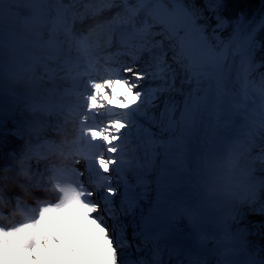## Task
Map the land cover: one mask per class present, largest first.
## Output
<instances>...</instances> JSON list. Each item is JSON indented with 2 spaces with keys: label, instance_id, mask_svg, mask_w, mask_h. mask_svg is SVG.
<instances>
[{
  "label": "snow or ice",
  "instance_id": "obj_1",
  "mask_svg": "<svg viewBox=\"0 0 264 264\" xmlns=\"http://www.w3.org/2000/svg\"><path fill=\"white\" fill-rule=\"evenodd\" d=\"M128 2L124 0L125 4ZM208 2L214 11L216 0ZM123 15L124 27L119 41L122 50L116 56L128 59H117L110 78L96 84L90 97L88 110L95 126L85 132L99 142L100 149L89 161L88 171L97 177L94 187L80 184L64 190L61 199L42 206L29 223L0 225L2 264H8V257L12 255L10 249L15 251V264H25V258L28 264H51L46 255L49 246H54L53 255L55 247L64 248L72 257L64 264H74L75 250L67 242V235L85 224L93 226L100 234L106 250L102 259H85L80 264H120L119 241L113 237L108 219L117 220L123 211L113 206L118 193L110 181L113 171L120 169L122 133L141 119L159 127L161 133H171L187 126L209 99L224 101L240 94L247 98L249 94L253 56L264 48V41L255 39L257 32L264 29V18L251 25L246 35L237 31L228 43L219 37H215L213 43L204 29L197 26V14L184 0H135L134 6L126 8ZM216 18L217 28H222L225 21ZM178 78L181 85H194L191 91L183 93L182 107L175 100V94L181 92L176 87ZM259 91L264 101V76ZM261 124L264 125V111ZM159 143L163 160L155 176L156 188L163 192L172 169L178 166L173 152L181 142L177 137ZM143 237L153 242L158 255L155 237L151 234ZM154 264H160V260Z\"/></svg>",
  "mask_w": 264,
  "mask_h": 264
},
{
  "label": "clouds",
  "instance_id": "obj_2",
  "mask_svg": "<svg viewBox=\"0 0 264 264\" xmlns=\"http://www.w3.org/2000/svg\"><path fill=\"white\" fill-rule=\"evenodd\" d=\"M78 8L62 0H17L0 13V81L19 119L12 129L19 144L0 165V223L6 226L29 223L52 197L97 180L88 168L99 142L85 129L95 126L88 110L95 85L113 70L104 51L110 34L98 22L79 27L87 17ZM245 140L205 160L196 180L218 242L229 247L236 244L226 235L227 209L255 199L260 191L254 172L264 158L252 155ZM121 149L119 168L125 170L132 156L125 146ZM222 251L225 264L229 259L246 264L238 256L229 258L227 248ZM258 264L264 259L258 258Z\"/></svg>",
  "mask_w": 264,
  "mask_h": 264
},
{
  "label": "bare ground",
  "instance_id": "obj_3",
  "mask_svg": "<svg viewBox=\"0 0 264 264\" xmlns=\"http://www.w3.org/2000/svg\"><path fill=\"white\" fill-rule=\"evenodd\" d=\"M116 37L120 38V34ZM118 45L115 51L114 49L110 52L105 51V55L109 57L108 53H115L113 55L115 57L121 48L120 43ZM0 90L5 92L2 81H0ZM230 106L229 98L224 101L209 99L191 120L190 125L180 130L179 135L182 137L185 153L176 162L178 166L172 169L171 175L167 178L164 193L158 195L149 204L148 207H152L151 209L132 208L125 204V199H123L124 205L121 209L127 215L115 221L108 219L110 227H112L111 224L119 221L129 228L124 231L113 228V236L123 232L126 238L142 244L144 253L142 250H137L136 254H128L131 258L133 256V261H147L149 264V260L156 256L148 251L156 249V246L149 242L150 239L146 241L143 237L144 234L153 235L156 231L164 232L169 237L178 236L186 241V247L182 253L160 248V264H204L202 260H206L207 264H225V261L221 259L224 255L222 249L225 248H227L229 258L238 256L240 259H246V264H258V258L264 259V202L260 201L259 195L255 199L250 198L242 203L244 209L241 211L245 210L243 213L247 214L244 219L247 226L245 225L246 227L241 231L234 228L232 220L240 211L238 206L241 203L234 204L227 209L226 235L230 242L236 244L235 247H229L218 242L216 231L208 219L209 209L196 193V180L203 171L205 160L215 159L222 155L225 148L239 138H246L245 142L250 140L259 149L262 147L261 136L263 135L258 134V129L254 130V127H250L249 124L239 128L238 122L226 117V107ZM18 123L14 101L6 93L0 94V165L4 162L2 156L6 151L10 149L8 153H14L11 151L15 150L19 144V141L12 135L14 125ZM227 128L229 133L225 136ZM223 135L225 140H222ZM155 175L156 172L151 178V186L158 194L160 191L156 188ZM89 181L92 182L91 179ZM263 187L264 184L260 181L259 192L263 191ZM115 200L117 204H120L119 194ZM251 224L256 226L251 227ZM250 232H252L251 236H248ZM69 239L75 250L74 264H80V261L85 259H102L103 252L106 250L100 234L91 225L85 224L72 230L69 232ZM53 247L49 246V252L46 253L51 264H64L65 261L72 259L62 247H55L53 255ZM9 251L12 255L8 257V264H15V251L14 249ZM118 252L126 253V249L122 247ZM25 264H28L26 258ZM228 264H234V261L229 259Z\"/></svg>",
  "mask_w": 264,
  "mask_h": 264
},
{
  "label": "rangeland",
  "instance_id": "obj_4",
  "mask_svg": "<svg viewBox=\"0 0 264 264\" xmlns=\"http://www.w3.org/2000/svg\"><path fill=\"white\" fill-rule=\"evenodd\" d=\"M0 13L3 12V8L5 4H12L17 2V0H0ZM64 4L69 5H78V10L85 11L86 19L84 24L80 25L79 27L83 28L85 25L90 24L92 22L101 23L108 33L110 34V40L108 42V47L104 51H115L116 47L119 45L117 44L116 35L121 34L123 30V20H124V12L126 8L133 7L135 4V0H129L127 4L124 3V0H62ZM104 5H111L110 7H104ZM85 6H88L87 8ZM211 29H217V25L211 26ZM251 30V26L240 25L235 27L232 34L226 39L222 40L225 43H228L229 40L233 37V35L239 31L240 34L246 35ZM3 35V21L0 19V38ZM206 35V34H205ZM121 47V46H120ZM122 49L120 48V51ZM112 53V52H111ZM109 54V59L113 57L115 54ZM117 59H128L127 57L115 55V60ZM108 60V59H107ZM113 60V59H112ZM109 62L106 61V64ZM117 64H112L111 68H115ZM260 64L258 62L252 63V70L249 73V89H248V96L245 98L243 94L232 98L229 97V102L231 104L230 107H226L225 114L226 117L230 120H235L238 122V127L241 128L242 125H250V127H254L253 129L262 133L264 136V125L261 124V112L264 111L262 108V101L259 85H256V81H254L253 77L255 75V70L259 67ZM256 76H258L256 74ZM176 87L181 89V92L176 93L175 100L180 103L181 107L183 106L184 94L187 91H191L194 85L185 84L181 85L180 79L178 78L176 81ZM3 90H0V94H3ZM7 95V94H6ZM8 96V95H7ZM229 105V104H228ZM157 116L159 112L157 111ZM178 115V113H177ZM191 123V120L188 122L187 126L178 127L177 129L173 130L171 133L165 131L161 133L160 128L156 125L150 124L147 121L141 119L130 125L122 133V140L121 146H125L127 149L130 150L132 156V164L125 170H115L113 174L110 175V181L114 183L117 187V193L120 196V204H117L116 197L113 201V206L117 209H121L125 204L128 206L135 208H146L151 209L152 207H148L152 200H155L158 195H162L163 192H159L158 194L153 189L151 178L154 176L155 172L157 171L158 167L160 166L161 161L163 160V156L161 155L162 149L160 147V141L164 140H174L177 137L179 138L181 145L174 149L173 155L175 157V163L181 159V156L184 155L185 151H183V144H182V137L179 135V132L183 128H187ZM142 124L143 127H139L138 125ZM147 129V132H145ZM151 133V136H149ZM228 132V128L225 130V136ZM260 133V134H261ZM256 135V134H255ZM220 136V135H219ZM225 136L222 140H225ZM261 136V138L263 137ZM227 139V138H226ZM251 154L255 155L259 158H264V141L262 143V148L255 147L254 144L249 141ZM257 149V150H255ZM10 149L6 151L8 153ZM254 150L256 152H254ZM5 153V154H6ZM4 154V156H5ZM153 154H155V163L153 164ZM4 156H2V161H4ZM264 164H258L255 168V176L264 184ZM117 194V195H118ZM116 195V196H117ZM261 200L264 202V187L263 191L258 193ZM262 196V197H261ZM238 211L235 215L233 220V225L236 230L241 231L244 227H246V221L244 220L247 217V214L243 213L244 205L239 204ZM127 214L122 211L118 218H122ZM110 225V224H109ZM114 229H118L120 231H124L125 229H129L127 226H123L119 221L114 222L111 224ZM246 225V226H245ZM256 225L251 224V227ZM232 227V229H234ZM250 232L248 236H251ZM117 234V233H116ZM124 234L123 232H119L116 236H113L115 239L122 240L119 245L123 243V241H128L125 245L126 249H130V245L128 243H134L132 240H125L122 239ZM253 245V244H252ZM136 246V244H135ZM124 248V249H125ZM142 253L145 251L143 248L140 247ZM150 253L156 255L152 257V260H149V264H153L157 259L160 260L159 254L157 255V250L149 249ZM160 253V252H159ZM121 258V257H120ZM122 259L123 258L122 256Z\"/></svg>",
  "mask_w": 264,
  "mask_h": 264
},
{
  "label": "trees",
  "instance_id": "obj_5",
  "mask_svg": "<svg viewBox=\"0 0 264 264\" xmlns=\"http://www.w3.org/2000/svg\"><path fill=\"white\" fill-rule=\"evenodd\" d=\"M184 3L191 11L196 12L197 26L204 29V33L213 43L215 37L226 40L235 27L254 25L264 12V0H216L214 11L211 10L208 0H184ZM216 17L221 18L225 23L214 33L211 26L217 25ZM255 39L264 41V29L257 32ZM253 62L260 64L253 77L256 85H260L261 77L264 76V48L255 52Z\"/></svg>",
  "mask_w": 264,
  "mask_h": 264
},
{
  "label": "water",
  "instance_id": "obj_6",
  "mask_svg": "<svg viewBox=\"0 0 264 264\" xmlns=\"http://www.w3.org/2000/svg\"><path fill=\"white\" fill-rule=\"evenodd\" d=\"M262 18H264V13L262 14L261 18L259 20H261Z\"/></svg>",
  "mask_w": 264,
  "mask_h": 264
}]
</instances>
